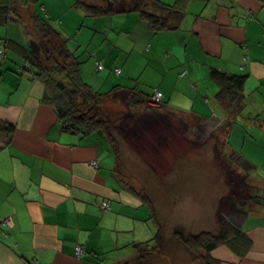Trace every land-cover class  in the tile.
I'll list each match as a JSON object with an SVG mask.
<instances>
[{
	"label": "crops",
	"instance_id": "1",
	"mask_svg": "<svg viewBox=\"0 0 264 264\" xmlns=\"http://www.w3.org/2000/svg\"><path fill=\"white\" fill-rule=\"evenodd\" d=\"M36 1L54 27L59 21L72 40L69 32L76 33L82 49L73 52L82 61V77L86 70L97 73L95 86L87 83L99 92L118 86L127 95L137 85L161 92V100L151 99L168 105L185 86L181 95L210 102L214 114L207 116L206 107L191 113L223 123L228 115L215 100L210 70L245 75L246 106L226 139L264 197V0H189L179 27L157 32L130 1L85 0L114 9L99 16L75 0ZM8 64L0 58V264L124 262L129 254L120 250L136 241V232L151 231L143 223L152 219L150 208L117 176L105 143L63 129L54 107L41 100L43 82L5 70ZM231 219L249 249L239 255L219 244L210 257L218 264H264V205L247 206Z\"/></svg>",
	"mask_w": 264,
	"mask_h": 264
},
{
	"label": "rangeland",
	"instance_id": "2",
	"mask_svg": "<svg viewBox=\"0 0 264 264\" xmlns=\"http://www.w3.org/2000/svg\"><path fill=\"white\" fill-rule=\"evenodd\" d=\"M129 1L124 0L126 6ZM39 4L36 3L37 10L47 18ZM54 24L59 29V21ZM69 33L74 38L70 39V49L74 51L76 47L75 51H80L81 44L74 43L76 33ZM4 34L12 37L11 28L0 26V36ZM37 40L34 39L33 43L37 42L42 47ZM40 47L35 49L42 52ZM96 74L86 70L82 78L85 81L88 78L86 82L95 86L93 76ZM183 89L187 90L185 86ZM182 91L174 95L168 106L186 113L206 107L209 111L207 116L214 114L210 102H196L192 95H181ZM106 102L111 119L116 118L113 132L120 147L119 174L122 173L123 183L152 198L156 221L163 224L165 239L171 240H167L171 242L170 246L154 256L151 264H203L201 259L193 258L183 245L174 242L173 228L181 225L187 232H214L223 220L233 221L232 215H237L240 209L257 206L246 203V199L249 201L247 197L250 194L261 190L252 182L238 156L225 144L223 123L173 113L157 106L153 99L141 107H129L127 95L123 92L114 93ZM105 149L109 152L106 144ZM147 221L149 219L143 223L144 227H150V233L140 235L136 232V241L147 240L154 235L156 221L154 218ZM167 241L164 245L168 244ZM120 251L124 257L129 254L127 259L133 254L131 246Z\"/></svg>",
	"mask_w": 264,
	"mask_h": 264
},
{
	"label": "trees",
	"instance_id": "3",
	"mask_svg": "<svg viewBox=\"0 0 264 264\" xmlns=\"http://www.w3.org/2000/svg\"><path fill=\"white\" fill-rule=\"evenodd\" d=\"M130 1L131 8L140 12V18L147 27L152 32H157L162 29H177L185 15L189 0H175L173 3L162 0ZM35 3L36 0H0V26L20 33L14 37H8L6 34L0 37V58H3V62L9 63L5 70L43 82L44 92L41 100L54 107L61 127L81 135L92 133L98 140L107 144L116 160L114 171L123 182L120 176L122 173L119 174L120 147L113 132L116 128V118L111 119L105 106L108 98L121 90L117 86L109 91L99 92L84 81L81 74L82 61L69 47L71 38L54 27L48 18L37 13ZM74 5L83 7L93 16L114 10L109 6L86 3L85 0H75ZM34 39H38L42 47L37 42L33 43ZM37 46L42 52L36 50ZM99 64L101 69L103 65L97 63V67ZM209 78L218 86L215 94L217 104L226 110L228 115L223 121V129L227 137L230 128L237 122L246 106L244 94L246 76L212 68ZM126 93L129 107H141L151 100L153 95L144 92L137 85L128 88ZM157 106L173 113L188 115L196 120H206L193 113L172 109L166 101L158 102ZM3 125L7 129H13L12 125L4 122ZM226 137L225 144L228 146ZM125 186L130 193L137 195L141 202L150 208L151 218L156 221L152 198L145 192L138 193L132 187ZM247 198L248 202L264 205V197L259 191L250 194ZM163 227L161 222L156 221L154 235L147 240L131 242L133 256L117 264H151L153 257L171 244L167 241H171L170 239H165ZM171 234L174 242L183 245L193 258L201 259L203 264H218V260L211 258L209 253L219 244H224L239 255L245 254L249 249V239L244 232L235 229L228 220L220 222L214 232H187L183 226L176 225ZM164 241L168 244L164 245Z\"/></svg>",
	"mask_w": 264,
	"mask_h": 264
},
{
	"label": "built area",
	"instance_id": "4",
	"mask_svg": "<svg viewBox=\"0 0 264 264\" xmlns=\"http://www.w3.org/2000/svg\"><path fill=\"white\" fill-rule=\"evenodd\" d=\"M100 67H101V65L99 64V65H98V68H100ZM116 72L119 73V72H120V69H116ZM152 97H153V99H155V100H160V99H161V93L158 92V91H155V92L153 93ZM91 164H92L93 166H97V161H96V160H93V161H91ZM101 205H102L103 208H108V207H109V204H108V202H106V201L101 202ZM6 220H7V219H6ZM6 220H5V221H6ZM75 251H76V254H77V255L81 254V253H82V248H81V246H80V245H77L76 248H75Z\"/></svg>",
	"mask_w": 264,
	"mask_h": 264
}]
</instances>
